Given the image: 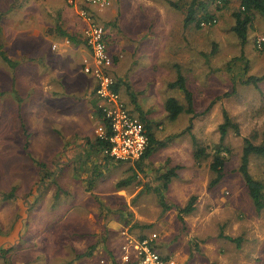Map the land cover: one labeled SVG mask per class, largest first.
<instances>
[{"label": "rangeland", "instance_id": "1", "mask_svg": "<svg viewBox=\"0 0 264 264\" xmlns=\"http://www.w3.org/2000/svg\"><path fill=\"white\" fill-rule=\"evenodd\" d=\"M14 1L6 3L10 7ZM193 1L143 0L135 7L123 3L127 7L123 10L133 14L124 18L118 9L111 24L116 30L109 46L115 82L128 108L166 145L156 147L140 165L115 160L101 165L97 170L108 178L102 183L105 191L114 186L112 180L127 182L123 197L109 194L107 202L87 189L97 165L80 171L73 148L68 149L69 156L58 152L62 138L52 130L55 107L48 103L52 98L43 97L39 75L20 73L27 67L37 72L42 64L29 62L16 70L0 59V264L86 263L90 250L93 256H106L109 264H127L122 259L123 241L153 235L169 264H264V210L256 209L239 172L246 139L264 145V16L256 14L242 44L232 30L241 0H228L225 6L221 0H198L216 16L215 23L202 28L196 22L185 26ZM24 2L27 8L33 3ZM139 21L147 31L135 40L141 45L130 54L133 49L120 43L126 36L122 31L137 30ZM180 74L192 92L195 113L184 111L171 119L168 98L188 106L184 91L169 86ZM250 76L263 79L255 85L247 83ZM67 99L61 101L64 106ZM18 109L25 111L21 123L34 129L33 135L25 133L24 141ZM224 111L239 124L240 132L229 129L225 175L210 187L216 176L210 167L212 149L220 142ZM197 146L205 147L207 156L196 159ZM98 157L102 161L104 154ZM61 158L66 160L55 166ZM175 163L178 175L166 191L173 207L164 211L156 190L162 187L167 166ZM249 170L263 180L264 155H251ZM34 189L40 192L37 198ZM12 190L14 198L5 199L3 194ZM192 195L198 196L194 212L180 214L178 207L184 208ZM32 196L30 209L24 203H32ZM59 202L62 206L53 205ZM221 234L241 237V242Z\"/></svg>", "mask_w": 264, "mask_h": 264}, {"label": "crops", "instance_id": "2", "mask_svg": "<svg viewBox=\"0 0 264 264\" xmlns=\"http://www.w3.org/2000/svg\"><path fill=\"white\" fill-rule=\"evenodd\" d=\"M7 1L11 0H0L2 40L5 50L9 57L18 63V66L14 68L16 70L21 66L26 67L29 62L42 64L37 72H33L32 68L27 67L20 73L24 76L27 74H38L40 77L38 86L42 90L43 97L52 98L50 100L47 99L49 101L47 102L54 104L55 107L53 110L54 126L52 130L56 133L55 136L58 135L62 138V147L58 152L61 153V156H69L68 152L73 148V155L77 154L78 156L74 161H78L80 171L82 169L86 171L89 165L92 164L100 167L110 163L112 160L106 161L105 156L102 161L100 160L98 156H100L101 152L98 153L96 151L97 147L94 143L96 139L94 138L95 129L99 121L96 114L97 98L94 94L96 80L92 75L85 73L83 69V60L85 57L90 56V51L84 42L83 36L86 21L80 15V11L88 9L97 21H103L101 23L107 30L108 46H110L111 42L115 40V35L112 34H115L116 30L113 29L111 24L119 16L120 11L117 10H123V8H127L126 4L129 7L131 3L133 4L132 7H135L136 4L143 0H109V5L104 10L88 6L83 2L77 5H69L66 0H32L33 3L30 8L25 6L24 0H15L13 4H10V7L6 3ZM123 3L126 4L122 5ZM122 12L124 18L133 14V12H129V9ZM134 27H136V24H134ZM145 31L147 30L142 29L140 21L137 30H133V32L130 28L128 30L123 28L122 32L126 36L122 37L123 40L120 43L124 49H133V51L128 53L133 54L134 50L141 45L135 40L141 39ZM148 45L150 44L148 43ZM10 48L15 51L13 55L8 52ZM68 81H71V83ZM134 89H136V86L133 87V91H135ZM127 91H129V86ZM64 97L69 98L66 106L61 103ZM122 98L127 104V100L123 96ZM12 112L14 113L13 109ZM16 113L19 119L18 122L21 124L18 129L22 130L23 127L25 128V132L22 134L24 141L26 138L25 133L26 135H33L34 129L32 126L28 127L25 123L24 125L21 123L25 111L18 109ZM67 124H70V130L66 129ZM27 130L28 132H26ZM61 160L62 158L56 161L55 166H58V163L62 164L66 159L62 162ZM176 164L167 166V169L174 167ZM58 171L61 172V169ZM101 178L98 179L99 182L92 189L98 198L107 202L109 194L116 195L117 198L123 197L122 192L124 189L126 190L125 187H117L118 182L115 183V180H112L111 184H114V186L111 187V190L105 191L106 187L102 183L108 178L105 179L104 176ZM13 190L10 193L14 195ZM31 192L36 196L35 198L40 195V192L36 189ZM3 195L5 197L7 194ZM105 195L106 198L104 197ZM5 199H8V197H5ZM33 203L34 199L32 203L28 200V202L25 201L24 206L27 205L31 209ZM55 204H61V202L53 205ZM0 210H2V206H0ZM114 223L118 224V221L115 219ZM0 232H2L1 229ZM126 241L127 239L123 241L122 245ZM101 252L103 253L104 250ZM93 253L94 251L92 250V254L88 255L86 263H79L109 264L106 256L101 254L93 256Z\"/></svg>", "mask_w": 264, "mask_h": 264}, {"label": "trees", "instance_id": "3", "mask_svg": "<svg viewBox=\"0 0 264 264\" xmlns=\"http://www.w3.org/2000/svg\"><path fill=\"white\" fill-rule=\"evenodd\" d=\"M217 1V0H214ZM223 3V6L228 4V0H221ZM175 5V4H174ZM221 8L218 6V9ZM202 10V14L200 17H198V13L200 10ZM257 13H260L264 16V0H241L240 2V8L238 11L234 13L235 17V24L232 27V30L237 34V36L240 38L242 44H246L247 42V35H248V29L252 22L255 19V16ZM1 20H2V14L0 13V59L8 63L11 67L15 68L18 66V63L12 60L9 55L7 54L3 40H2V27H1ZM216 16L215 13L210 10L208 4L202 1L194 0L192 4L190 5L188 9V14L184 20L185 26L190 25L193 22H196L198 27L202 28V22H206L207 24L215 23ZM109 47V46H108ZM263 79V77L258 76H250L247 80V83H254L255 85H258V83ZM169 86L179 87L181 90L184 91L185 97L188 102L187 108L184 107L180 101L175 97H170L166 100V110L169 113V117L171 119H176L182 112L186 111V113L194 114L195 108H194V101H193V95L192 92L188 89L186 78L184 75L180 74L176 81H173L169 83ZM120 85L119 83L115 84V89L120 92ZM97 116L100 121H104L107 124V120L105 119V115L101 110H99L97 107ZM145 127L147 129V133L149 136V144L147 147V150L142 157V159L138 160V164L144 162V159L151 155L152 151L156 147H164L166 144L165 142L159 141L155 135L152 133L150 124H145ZM232 128L235 130V132H240V126L237 122H235L232 117L229 115L228 111H224V122L220 124L219 131H220V142L216 144L213 147V161L211 163V170L215 173V178L210 182V187L215 186L225 175V164L227 160V156L224 155L225 151H229V148L225 144L226 136L229 131V129ZM95 145L97 147L98 153H102L103 149L109 145L108 141L101 140L99 138L95 139ZM207 150L205 147H199L197 146V149L195 151V158L201 159L205 156H207ZM264 155V145H256L251 140L246 139L244 149H243V155L241 160V165L239 166V172L242 174L247 189L249 191V194L253 200V203L258 211L264 210V179H256L249 170V164H250V157L251 155ZM105 156V155H104ZM106 161L113 160L109 156H105ZM99 167L95 166L96 173L94 174V177L91 178L88 181V190L91 191L93 187L95 186L96 181L104 176V173L101 171H98ZM98 169V170H97ZM179 169V166L172 167L168 171H166L162 175V187H159L156 190V193L159 198V203L162 206L164 211H168L172 209V205H170L166 199V191L168 190L169 184L172 181V178L176 177L177 170ZM127 182L120 181L117 184V187L123 188L126 187ZM5 197H14L13 193L7 194ZM198 200L197 195H192L190 199L187 202V205L184 208H179V213H185L190 214L194 212L196 207V202ZM222 237H225L228 240L237 242L240 244L241 237H233L230 235H224L221 234ZM142 238H146L145 236H142ZM92 250L87 253V255H91ZM165 260L168 262V258L164 257ZM114 264H119L115 262Z\"/></svg>", "mask_w": 264, "mask_h": 264}, {"label": "built area", "instance_id": "4", "mask_svg": "<svg viewBox=\"0 0 264 264\" xmlns=\"http://www.w3.org/2000/svg\"><path fill=\"white\" fill-rule=\"evenodd\" d=\"M66 2L69 5L83 2L100 10H104L109 5V0H66ZM80 15L86 21L83 38L90 51V56L83 60V69L96 80L94 94L98 99L97 108L103 112L107 120V124L99 120L95 129L97 138L109 142L102 153L115 161L137 162L142 159L149 144L147 129L128 108L121 93L115 89L114 61L109 52L106 28L88 9H82ZM202 25L209 24L202 22ZM156 237L153 235L142 239H127V242L122 245L124 262L168 264L157 249Z\"/></svg>", "mask_w": 264, "mask_h": 264}]
</instances>
